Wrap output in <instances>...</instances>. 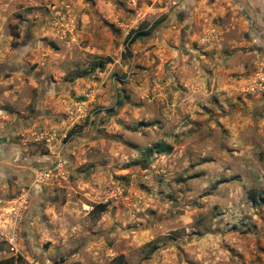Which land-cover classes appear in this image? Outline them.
I'll use <instances>...</instances> for the list:
<instances>
[{"label": "rangeland", "instance_id": "1", "mask_svg": "<svg viewBox=\"0 0 264 264\" xmlns=\"http://www.w3.org/2000/svg\"><path fill=\"white\" fill-rule=\"evenodd\" d=\"M7 257L264 264V0H0Z\"/></svg>", "mask_w": 264, "mask_h": 264}, {"label": "trees", "instance_id": "2", "mask_svg": "<svg viewBox=\"0 0 264 264\" xmlns=\"http://www.w3.org/2000/svg\"><path fill=\"white\" fill-rule=\"evenodd\" d=\"M149 32V28L147 29H138V30H134L132 35L130 36V41H134L135 39H137L138 37L145 35ZM72 130H70L68 132V134L71 132ZM0 264H15L14 259L12 257H7V258H2L0 259Z\"/></svg>", "mask_w": 264, "mask_h": 264}, {"label": "built area", "instance_id": "3", "mask_svg": "<svg viewBox=\"0 0 264 264\" xmlns=\"http://www.w3.org/2000/svg\"><path fill=\"white\" fill-rule=\"evenodd\" d=\"M14 240H15V238H13V237H10V240H9V241H10L11 243H13V244H14Z\"/></svg>", "mask_w": 264, "mask_h": 264}, {"label": "water", "instance_id": "4", "mask_svg": "<svg viewBox=\"0 0 264 264\" xmlns=\"http://www.w3.org/2000/svg\"><path fill=\"white\" fill-rule=\"evenodd\" d=\"M245 109H246V110H250V109H251V107H246ZM258 109H259V108H258Z\"/></svg>", "mask_w": 264, "mask_h": 264}]
</instances>
